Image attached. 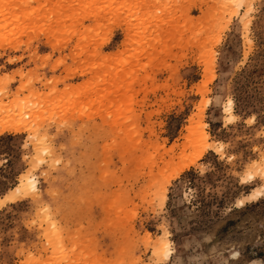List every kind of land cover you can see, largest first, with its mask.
<instances>
[{
    "label": "rangeland",
    "instance_id": "obj_1",
    "mask_svg": "<svg viewBox=\"0 0 264 264\" xmlns=\"http://www.w3.org/2000/svg\"><path fill=\"white\" fill-rule=\"evenodd\" d=\"M3 125L0 264H264V0H0Z\"/></svg>",
    "mask_w": 264,
    "mask_h": 264
},
{
    "label": "bare ground",
    "instance_id": "obj_2",
    "mask_svg": "<svg viewBox=\"0 0 264 264\" xmlns=\"http://www.w3.org/2000/svg\"><path fill=\"white\" fill-rule=\"evenodd\" d=\"M232 103L231 101H228L226 104H225V107H224V110L230 115L232 116ZM6 130H19V128L15 127V126H12V125H3L0 127V133H3L4 131ZM36 179L34 176L32 175H26L24 177V179L21 181V185L23 187H30L31 189H35L36 188ZM171 251L169 249V245L167 242H160L158 244V247H156V252L157 254H161L163 256H165L166 259H168L171 255Z\"/></svg>",
    "mask_w": 264,
    "mask_h": 264
}]
</instances>
